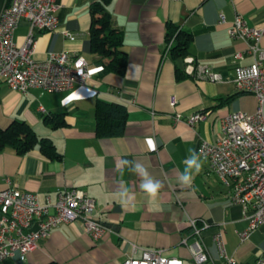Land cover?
<instances>
[{"label":"crops","instance_id":"obj_1","mask_svg":"<svg viewBox=\"0 0 264 264\" xmlns=\"http://www.w3.org/2000/svg\"><path fill=\"white\" fill-rule=\"evenodd\" d=\"M93 1L57 0L58 28L33 31L36 58H45L49 52L84 57L90 75L83 84L52 92L33 87L21 93L0 83V127L14 119L24 120L59 154L51 159L35 147L20 155L5 146L0 149V189L8 178L43 202L46 196L56 200L59 190L75 188L95 200V214L109 231L94 240L77 222L61 223L38 241L26 259L14 255L1 264H121L133 245L137 246L136 257L142 248H159L165 255L193 264L182 243L191 230L189 218L211 223L201 231L210 264H226L211 238L217 230L223 233L228 255L253 264L264 250V226L241 240L238 232L247 225L241 206L230 201L227 188L206 159H201L202 170L191 185L182 184L179 176L200 139L216 140L220 117L256 108V98L235 87L234 67L252 58L245 42L230 37L228 28L236 13L250 26L264 25V0L106 1L104 8L122 33L121 48L127 57L122 75L102 71L107 58L90 50ZM7 2L0 0V9ZM220 13L226 22H218ZM168 22L193 34L183 57H170ZM63 29L74 38L65 37ZM29 32V22L21 18L14 30L16 43L24 44ZM260 45L264 47V37ZM237 51L243 52L242 58L235 57ZM188 56L220 78L211 81L187 72ZM176 68L184 72L180 79ZM98 100L125 106L122 134H95ZM197 111L205 112V118L191 126L186 118ZM57 114L63 116L64 124L54 127L47 119ZM175 114L180 118L175 119ZM124 160L143 165L161 183L156 198L142 190L140 176L124 166ZM124 187L128 189L126 200L119 196Z\"/></svg>","mask_w":264,"mask_h":264},{"label":"built area","instance_id":"obj_2","mask_svg":"<svg viewBox=\"0 0 264 264\" xmlns=\"http://www.w3.org/2000/svg\"><path fill=\"white\" fill-rule=\"evenodd\" d=\"M58 7L57 0H8L3 5L0 9V83L24 93L33 87L62 91L85 82L90 70L83 56L70 57L66 52H49L42 59L34 56L33 31L56 30ZM21 18L29 22L30 32L25 43L19 45L14 39V30ZM218 22H226L223 13L219 14ZM62 33L74 38L67 29ZM228 33L245 42V51L252 58L249 63L234 67L235 87L239 92L252 94L257 105L252 112L236 110L220 117L216 140L200 139L195 152L208 161L209 169L227 188L230 201L241 206L247 225L238 235L245 240L255 229L264 226V47L260 45L264 25L250 26L236 13ZM242 56L241 51L235 53L236 58ZM186 60L187 72L211 81L220 78L207 66L194 64L191 56ZM174 102L171 100V104ZM205 115L197 111L188 116L186 122L192 126ZM179 118L180 115L175 114V119ZM69 222H77L94 240L109 231L95 214V200L85 193L65 188L57 192L56 200L46 196L40 202L34 193L16 187L6 178L5 187L0 189V264L14 255L26 259L52 228ZM188 223L191 230L182 238V243L188 247L193 264H210L201 231L211 223L194 218H189ZM189 238L192 240L188 241ZM211 238L226 264H249L227 254L222 231H215ZM136 249L133 245L131 254L121 264H185L181 258L165 255L159 248H142L139 257L133 255ZM258 264H264V250L258 256Z\"/></svg>","mask_w":264,"mask_h":264},{"label":"trees","instance_id":"obj_3","mask_svg":"<svg viewBox=\"0 0 264 264\" xmlns=\"http://www.w3.org/2000/svg\"><path fill=\"white\" fill-rule=\"evenodd\" d=\"M108 0H94L90 7L91 23L89 26V47L92 52L107 61L102 63V71H112L122 75L127 64L126 52L122 50V33L114 27L111 15L104 8ZM166 38L170 40L169 54L171 58L183 57L192 40L190 31L170 22L166 24ZM176 78L184 76L183 70L176 68ZM52 126L64 124L61 114L47 119ZM125 127V106L118 102L98 100L95 105V134L99 137L120 135ZM10 146L17 154H25L38 147L47 157L58 158L54 145L43 137H39L24 120H12L6 127H0V149ZM46 264H57L48 262Z\"/></svg>","mask_w":264,"mask_h":264},{"label":"clouds","instance_id":"obj_4","mask_svg":"<svg viewBox=\"0 0 264 264\" xmlns=\"http://www.w3.org/2000/svg\"><path fill=\"white\" fill-rule=\"evenodd\" d=\"M149 143H151V141H149ZM201 155L202 154L193 151L184 161L185 169L179 176V181L182 184L186 186L191 185L194 175H198L202 170ZM122 164L129 167L132 172L140 176L142 190L147 193L150 198H156L158 196L162 185L148 173L147 169L144 168L143 165L128 160L122 161ZM119 196L122 200L127 199V187L121 189Z\"/></svg>","mask_w":264,"mask_h":264},{"label":"bare ground","instance_id":"obj_5","mask_svg":"<svg viewBox=\"0 0 264 264\" xmlns=\"http://www.w3.org/2000/svg\"><path fill=\"white\" fill-rule=\"evenodd\" d=\"M169 47H170V42H169ZM253 264H258V257L255 259V261L253 262Z\"/></svg>","mask_w":264,"mask_h":264}]
</instances>
